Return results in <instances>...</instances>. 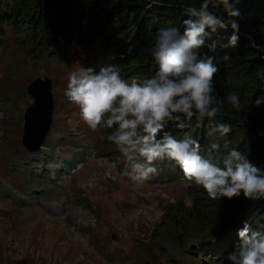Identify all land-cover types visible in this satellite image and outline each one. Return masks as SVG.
Listing matches in <instances>:
<instances>
[{
	"label": "rangeland",
	"instance_id": "374dc122",
	"mask_svg": "<svg viewBox=\"0 0 264 264\" xmlns=\"http://www.w3.org/2000/svg\"><path fill=\"white\" fill-rule=\"evenodd\" d=\"M99 2L103 15L96 20L97 36L49 31L43 46L32 55L24 49L26 32L3 25L0 264H232L231 253L225 254L226 260L215 252L209 257L198 239L177 227L198 188L185 179L179 166L169 160L157 162L159 173L136 184L125 174V158L108 139L115 126L92 131L83 122L79 107L65 96L69 74L81 67L98 71L100 66L121 61L130 67L131 50L125 46L124 29L128 18L123 14L117 18L124 22L121 28L116 27L117 20L103 22L119 1ZM105 23L116 31L103 29ZM107 33L114 39L109 47ZM117 66L129 82L149 78L157 68L154 61H147V71L138 70L137 65L125 75L123 65ZM38 79L49 81L52 108L42 144L30 152L23 144L24 114L34 103L29 87ZM196 124L193 133L190 125L180 129L174 122L165 131L177 139L198 133L193 139L200 142L202 124ZM215 232L223 242L229 239L226 231ZM237 242L238 235L232 245ZM219 245L223 247L222 242Z\"/></svg>",
	"mask_w": 264,
	"mask_h": 264
},
{
	"label": "clouds",
	"instance_id": "9594fccd",
	"mask_svg": "<svg viewBox=\"0 0 264 264\" xmlns=\"http://www.w3.org/2000/svg\"><path fill=\"white\" fill-rule=\"evenodd\" d=\"M239 2L203 0L199 7L185 9L182 32L176 27L162 28L152 50L157 70L149 78L129 82L115 64L100 66L98 71L81 67L69 74L65 96L79 107L83 122L92 131L115 126L108 139L125 158V174L136 184L150 181L159 173L157 162L169 160L211 200H231L241 194L247 200L264 199V172L244 153L231 149L226 154L210 151L205 156L198 140L190 136L177 139L165 131L169 122L183 129L185 122L195 119L202 124L206 118L214 120L221 111L213 96L219 66L214 57H202L200 50L207 46L214 51L216 42L208 44L212 34L229 28L231 35L223 47H238ZM221 5L228 19L210 10ZM249 40L252 47H258L250 35ZM229 58L225 55L224 60ZM227 99L234 109L242 110L237 95L229 94ZM255 103L264 104V95ZM216 130L227 135L231 127L219 124ZM211 148L218 150L220 145L213 143ZM238 237L235 251L228 256L232 264H264V233L245 222Z\"/></svg>",
	"mask_w": 264,
	"mask_h": 264
},
{
	"label": "trees",
	"instance_id": "16d2710c",
	"mask_svg": "<svg viewBox=\"0 0 264 264\" xmlns=\"http://www.w3.org/2000/svg\"><path fill=\"white\" fill-rule=\"evenodd\" d=\"M99 1L101 0H0V48L3 47L5 24L18 32H26L24 49H29L28 54L32 52L30 55L43 46V38L49 35V31L67 32L68 36L74 34L94 38L97 36L95 30L99 29L96 20L103 15L98 10ZM118 1L115 10L109 11L103 22L107 20L115 22L122 14L128 18L124 29L127 37L125 46H129L131 50L130 67H127L129 62L117 63L123 65L125 75L133 73V66L137 65H139L138 70L147 71L145 70L147 61H154L152 50L159 31L166 27H176L182 32L183 21L187 18L185 9L190 6L199 7L203 2V0ZM237 7L242 12V19L239 21L241 33L238 47H223L228 43L227 38L231 35L229 28L227 32L220 30L212 34L208 44L216 42L214 51L209 50L207 46L200 50L202 57H214V63L219 66L220 71L214 79L213 96L221 111L214 120L206 118L203 121L199 143L205 150L201 154L205 156L210 151L226 154L231 149H238L264 172V164L261 165L264 161V104L256 106L255 103L264 95V51L260 50L264 49V0H240ZM210 10L228 19L222 5ZM129 23L132 26H129ZM116 24V27L124 26L123 20H117ZM142 25L145 26L143 31ZM116 27L105 23L103 29L110 31V28H114L116 31ZM61 35L64 36V33ZM100 35H104V30ZM249 35L258 47L251 46ZM106 36L109 47L114 39L109 33ZM225 55L230 57L227 61L224 60ZM229 94L239 97L243 105L242 110L237 111L228 102ZM185 124L191 126L189 132H192L197 125L195 119ZM219 124L230 125L231 132L216 136L214 132ZM207 128L210 130L209 134H206ZM197 134L191 135L192 138ZM213 143H218L220 148L212 150ZM192 199V206L186 210L184 216L185 221L184 217L182 220L180 216L181 221L178 222L177 227L184 231V235L193 237L194 240L198 239L200 248H204L205 255L209 257L213 252L216 256L219 255V258L234 252L238 242L233 246V239L245 222H248L253 230L264 233L262 232L264 199L247 200L241 194L239 198L231 200L226 197L211 200L200 187L194 189ZM216 229L226 231L225 235L229 239L223 242V238L215 232ZM204 236L208 237L203 238ZM221 242L222 248L219 245ZM226 258L224 257L223 260ZM12 264L28 263L21 261Z\"/></svg>",
	"mask_w": 264,
	"mask_h": 264
},
{
	"label": "water",
	"instance_id": "95a60500",
	"mask_svg": "<svg viewBox=\"0 0 264 264\" xmlns=\"http://www.w3.org/2000/svg\"><path fill=\"white\" fill-rule=\"evenodd\" d=\"M49 89L46 79H38L29 87L34 103L24 114L23 144L30 152L36 151L42 144L49 128L52 108Z\"/></svg>",
	"mask_w": 264,
	"mask_h": 264
}]
</instances>
